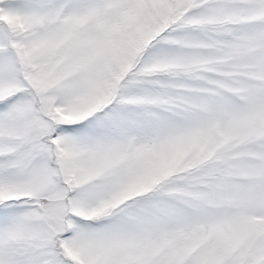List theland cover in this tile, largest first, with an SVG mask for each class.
<instances>
[{
	"label": "snow or ice",
	"instance_id": "snow-or-ice-1",
	"mask_svg": "<svg viewBox=\"0 0 264 264\" xmlns=\"http://www.w3.org/2000/svg\"><path fill=\"white\" fill-rule=\"evenodd\" d=\"M0 264H264V0H0Z\"/></svg>",
	"mask_w": 264,
	"mask_h": 264
}]
</instances>
